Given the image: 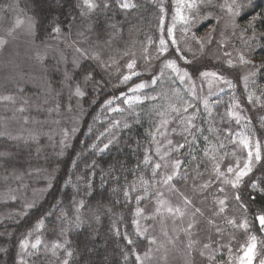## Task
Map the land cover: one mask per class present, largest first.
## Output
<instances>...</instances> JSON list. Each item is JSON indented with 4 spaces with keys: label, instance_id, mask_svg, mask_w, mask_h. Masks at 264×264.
<instances>
[{
    "label": "trees",
    "instance_id": "16d2710c",
    "mask_svg": "<svg viewBox=\"0 0 264 264\" xmlns=\"http://www.w3.org/2000/svg\"><path fill=\"white\" fill-rule=\"evenodd\" d=\"M167 1L164 8L168 10L165 14L168 22L171 9L169 0ZM96 2L100 6L92 11L83 7V0H16L15 2L20 13L26 18L27 16L33 18L36 24L34 41L38 42L37 44L56 48L55 54L59 56L61 54L64 56L62 59L68 61L72 57L71 50L74 48L79 47L87 53L88 58L77 52L79 67L70 65V68L68 66L65 70L72 74V80L77 83H83L84 75L92 71L93 79L90 81L94 86L88 84L87 96L80 104L82 107H88V112L65 156L56 160L58 172L46 195L34 207L27 210L21 219L18 217L0 222V264H14L18 241L26 236L28 231H32L42 218L44 227L41 230L61 233L62 228L67 229L65 234L67 243L59 254L62 261L67 258L69 264H136L132 249L135 248L136 251L143 253L149 244L146 236L141 237L136 233V225L133 224V220L136 219L135 209L137 206L145 208L155 199L162 185L158 181L168 172V167H162L159 170L160 175L153 179L152 165L143 163L145 154L152 157L153 163L159 162L162 165L173 158L182 161L181 177L173 180L175 185L187 181L194 183L197 182L194 178L205 176L209 172L212 174L211 155H216L218 159L223 156L224 159L221 161L223 164L228 155L230 156L231 146L224 144V147L220 148L222 142H218L223 139L226 141V135L221 133L219 124L222 122L224 128L232 127L227 117L225 93L210 102L207 117L201 116L198 122L194 121L196 127L193 133L188 135L193 138L189 145L176 153L170 151L171 148L159 147L160 153H169L164 160H160V156L156 154L158 146L149 133H155L157 123L163 117L160 113L169 109L166 106V99L178 96L177 102L180 107L179 101L185 97L183 92L176 90L178 87L172 81L164 85L161 94L160 86H155L153 91L159 93L156 99H146L130 108L121 105L123 108L121 113H110L106 107H103L109 98L119 99V94L125 93V89L134 85L140 78H134L132 82L123 85L114 77L108 81L101 69V64L105 62L104 55L96 52V47L104 44L113 46L124 56L125 50L121 49V46L126 40L120 33L126 34L132 28H136L135 31L138 32L139 28V37L145 44V50H140L139 53L142 58L153 62L168 57L177 59V56L170 50L161 58L157 57L156 44L161 12L150 0H133L136 7L130 9H122L118 0H96ZM106 2L108 7H104ZM228 2L230 3L231 0ZM223 3L224 0H214L211 8L205 7V11L211 12V15L207 20L205 19V23L200 24L199 32L203 28L213 27L211 40L224 53L231 54L228 56L229 59L236 63L233 57L236 58L237 54L243 53L246 59L254 61L255 66L260 68L252 77L247 92L252 95V102H249L243 91L237 92L241 111L245 109L248 114L249 139L261 142L262 157L258 162L260 167L250 173L239 190L251 222L258 225L259 222L255 217L264 214V68H261V65H264V0H237L241 5L240 14L235 17L238 26L230 31L224 26L225 21L231 22V17L227 16L226 10L221 9L220 5ZM8 4L9 0H0V10L3 9V14ZM248 19L253 23L252 28H248V24L244 25ZM167 22H164L163 33L167 28ZM57 24L61 27L59 35L52 32V28ZM59 41L62 44L54 43ZM97 54L100 60L90 58ZM220 65L222 64H218ZM211 67L216 68V65L212 66L208 60L198 66V71L209 70ZM72 83L73 81L69 84ZM55 86H59L58 83ZM56 89L58 94H63L60 93L61 87ZM25 91L22 90L23 93ZM33 92L26 93L28 99L39 98V95L36 96ZM94 97H96L94 104L90 105L88 100L91 101ZM257 97L260 99L257 100ZM67 99L68 103L75 102L72 98L67 97ZM120 101L121 98L117 103ZM77 103L76 99L75 104ZM7 115L5 112H0V127ZM20 116L21 114H16L15 117L20 120ZM115 119L118 124L117 121L114 122ZM29 122L34 124L33 120ZM205 137L208 139L205 140ZM25 140L27 138L22 137L14 145L0 137V152L9 154L0 157V171L7 172V163L11 160L14 146L17 145L20 146L16 149L22 150L20 154L14 156L17 172L29 164L32 155ZM105 144H108L107 148L104 147ZM205 150L209 151V156H205ZM185 172L187 179L182 178ZM197 172L202 175L198 176ZM141 176L150 180V185H142L139 179ZM253 184L256 186L253 187ZM133 185L135 191L132 190ZM145 187L148 188L147 194L144 191ZM125 190L129 192L128 197L124 195ZM137 195H146V199L141 200L139 205L135 200ZM81 200L84 201L83 207H79ZM240 203L241 201L238 205L242 206ZM12 205L19 209L17 204L6 202L0 204V211L15 210ZM237 208L241 211L237 212V218H240L244 208L243 206L242 210L240 207ZM63 213H67V221L63 218ZM77 216L81 221L78 226L69 223L75 221ZM125 234L133 240V244L127 243ZM66 250L72 251L73 255L67 257ZM126 254L127 259H125Z\"/></svg>",
    "mask_w": 264,
    "mask_h": 264
},
{
    "label": "rangeland",
    "instance_id": "374dc122",
    "mask_svg": "<svg viewBox=\"0 0 264 264\" xmlns=\"http://www.w3.org/2000/svg\"><path fill=\"white\" fill-rule=\"evenodd\" d=\"M150 1L153 5L159 7L158 10L160 12L161 8L164 9V11L160 13V19L161 16H163L164 22H167L165 14L168 10L164 7L168 1ZM15 2L16 0H9V4L6 7L4 14L2 13L3 9L0 10V35H6V29L14 24L16 18L19 17L26 19V16L19 12ZM131 2L133 3V0H131ZM169 5L171 10L170 19L167 22V28L173 23V16L175 15L177 6L176 0H169ZM205 7L206 6L201 8L199 14L193 13V15H195V20L189 25L190 31L187 34H184L182 31L184 25L180 23L176 24L174 34L179 41L178 46L182 50L180 53L176 52L177 46L171 44L170 38L167 35V28L165 29V33H160V25L159 33L157 35V57L159 56V58H161L162 56L158 52V47L159 39L163 35L164 39L168 41V50L164 54L169 53L170 50L172 53L174 52L179 61V63L177 61V64L191 74L195 82V95H192L189 91L191 85L188 81L181 83L176 73L171 69L164 67L165 61L168 59H174L173 57H168L167 59L163 58L162 60L153 62H148L146 58L141 57V54L139 53L140 50H145V44H143V40L141 41V38L139 37V28L138 32L135 31L136 28H132L129 29L126 34H123L125 32L120 33V35L126 40L121 46V49L125 50L124 56L121 55L118 49L113 48V46L109 47L105 44L96 47L95 51L104 55L105 62L103 65L101 64V69H103V73L106 74V79L108 81L111 77H114L123 85L132 82L134 78H140L138 82L134 83V85L125 89V93L119 94L118 98H121L120 103H117L119 100L117 98H109L104 103L103 107H106L110 113H121L123 112L122 106L130 108L135 104L149 99V97L157 98L159 93L153 91L155 86H160L159 92L161 94L164 85L167 83L169 84L170 81L178 87L176 88L177 91L179 90V92H183L185 95L184 98L181 96L183 99L179 101L181 103L180 107L177 102L178 96L166 99L167 107L170 104L177 105V107L181 109V113L178 116L176 113L166 109L167 111L164 112L165 115L157 123L158 126L163 119L169 120V123L161 128V132H163L164 135H156V143L158 142V147H165V149H167V147L171 148L172 146L167 143L168 140H172L173 145L184 144V147L187 144L189 145V143L193 141V138L192 136L188 137V135L193 133L194 128L190 129L191 134L185 132L184 128L187 125L183 122L184 119L193 117L194 123L195 120L198 122L201 116L207 117L210 102L219 96L221 97V94L225 93L227 111L229 112V110H231L233 113H237L241 117L239 123H237L235 116L227 115L229 125L232 123V127L224 128L222 122L219 124L221 133L226 135V141L223 139L218 140V142L221 141L223 145L228 144L231 146L230 156L228 155L224 164L221 162V171L226 172V166L229 163L235 165L236 161L239 160L242 166L247 158L248 149H244L243 146L239 144V140L243 136L249 138L247 134V124L249 122L248 114L245 109L241 111V104L239 103L237 92L238 90L243 91V94H246L247 97H249L250 94L247 92L253 78L251 76L249 77L247 87H245L243 77L248 75L250 70H253L255 62L251 60L252 64L241 66L238 59L240 54H237L236 58L233 57L236 61V63H234L236 66L229 67L227 64V61L229 60L228 56H225V53L220 47L211 40L212 36H208V34L212 32L213 27L209 26L205 29L203 28V30L199 32L200 24L205 23V19L207 20L209 17L208 13L205 11ZM185 14L187 15L188 13L185 12ZM227 16L229 15L227 14ZM249 20L250 19H248L244 25L249 24ZM224 26L229 31L230 29L235 28L232 26V22L228 21H225ZM236 26L238 25L236 24ZM242 26L243 25H241V27ZM131 30H134L135 32H132ZM193 33H195L197 40H204L202 51L197 40L191 38ZM7 39L9 41L8 44L3 48H0V95H14L16 97V104L12 105L7 102L0 103V112L8 114L4 123L1 124L0 132L6 131L10 133L11 136L27 138L25 141L32 158L30 157L31 160L29 161V164L27 166L25 165L26 168L23 166L19 172H17L14 156L20 154L22 150L16 149L20 145L14 146L15 149H13L14 152L11 160L7 163V172L0 171V204L13 202L14 204H17L19 208L17 210L16 207L12 205L15 210L11 212H8L7 209L6 211H0V222L7 219L13 220L18 217L21 219L26 214L27 210L32 208L26 207V205L31 204L34 207L46 195L58 172L59 167L56 165V160L65 156L66 151L74 141L76 134L80 131L82 122L88 112V107H82L80 105L81 100L87 96L86 89L88 86H94V83L91 81L77 83L74 80H70L65 82V72H67L65 68H68V66L70 68V65L75 66L78 61L75 48L71 50L72 57H70L68 61L67 59H62L64 56H61V54L60 56L55 54L56 51L54 49L56 48H52L49 45L37 44L38 42L34 41V37H29L23 29H18L14 34V38L7 37ZM209 39L211 40L210 43ZM54 43H57L58 45L62 44L60 41ZM169 45L171 46V49ZM37 53L43 57L42 62L37 59ZM181 55L190 60L191 63H185L184 60L179 59V56ZM132 60H135L136 62L135 68L132 71L137 72L138 75L132 76V78L126 83H122L123 76L130 74V70L126 65ZM208 60L212 66L216 65V68L211 67L209 70L198 71V66ZM218 64L222 65L218 66ZM203 71L217 72L218 74L223 75L227 80L232 82V86L217 82L209 87L207 80L199 77V72ZM70 75L72 76V74ZM154 78L157 80V83L155 84L152 83ZM71 81H73V83L69 84ZM56 83H58L59 86H55ZM140 83H144L146 86L135 92L130 91V89ZM76 84H79L81 89L85 92L83 97H76L73 95ZM69 85L72 86L71 89L69 88ZM56 87H61L62 89L60 93L63 92V94H58ZM23 89L26 90L25 93L21 91ZM28 91H34L36 96L39 95V98L33 100L28 99L26 95ZM134 96L141 97L140 101L129 100V98ZM67 97L72 98L75 102L77 99L78 103H68ZM95 98L96 97L91 99V101L88 100L90 105L92 103L94 104ZM205 99L208 101L207 108H205L204 105ZM25 100L28 101L26 105L24 104ZM125 100H129V102L125 103ZM108 101H111V103H108ZM185 102L193 105V107L188 108L187 112H183V107L186 106ZM57 105H59L58 109ZM20 106H24L26 111L23 113L16 112L15 109ZM50 109L52 111H49ZM16 114H21L19 117L21 121L18 118L16 119ZM23 117H28L29 121L33 120L34 124L32 122L25 124L23 122ZM116 121L117 120L115 119L114 122ZM65 132H67V135H65ZM3 139H6L8 143L12 142L14 145L19 142V140H12L6 137H3ZM250 142L253 146L255 145V141L250 140ZM174 152L176 153L177 151ZM30 153L28 154L27 159H29ZM233 153H235V155H233ZM164 154L162 152L160 153V155ZM176 158H178V155ZM164 159H166V156ZM175 160L173 158V160H167L165 162V164L168 165V172L171 171V166ZM258 164V162L253 161V170L260 167ZM226 175L229 179L234 178L232 174L226 173ZM248 176L244 177L241 184L235 189H233L231 185L222 184L220 180H217L214 172L212 174L209 172V174L205 176L194 178V181H197L194 183L187 181L180 185L176 184L175 187L179 189V192H172L167 186L161 185L155 199L144 208V214L151 216L154 213L156 201L158 199H165L173 204L180 203L182 200L180 193H183L184 196H187L192 200L195 207L200 208L204 213L203 216H200L199 214L196 215V220L199 221V223L197 228L193 230L196 233L193 238L198 239L201 243L196 246L197 250L192 252L191 257L187 255V252L184 249V244L178 242V246L175 249L168 246L169 251L167 253V260L160 259V257L165 254L164 250L161 249L160 252L153 253V260L150 264H189V261H192L193 264H239L237 257L243 255L242 245H245V243L249 241V237L252 235L256 236L257 244V255L254 264H259V261L264 259V232H261L260 228L256 227L258 225L251 222V218L247 214L248 209L242 200L240 201L244 208V213L242 217L237 218V212L240 211L237 207H240L242 210V206L238 205L239 201L234 199V195L237 192L239 193L240 188H242ZM209 180L212 181L211 187L202 190L199 186ZM220 187L224 188V192L218 191V188ZM158 193H163V195L160 196ZM225 197H227L226 210L223 213H219V205L216 201L218 199H224ZM165 215L167 216V214ZM209 219L213 221V224H208ZM230 219H235L237 224L247 220L249 224L248 231L228 224L227 220ZM140 224L143 228L148 229L147 233H145L147 239L151 236H155L158 241H163L165 239L161 231L163 228L164 230H167L170 235H178L180 241H183L184 243L187 242L185 234L179 231V229L184 227L185 224L178 219L174 223L171 218H166L162 224L159 216L155 219L140 218ZM174 228L176 229L175 233H173ZM217 228L221 230L219 233L216 231ZM35 229L36 227L32 231H28V233L32 232V236H28L27 233L26 236L18 241L14 264H22V261L26 262V264H61L62 260L59 256L61 249L56 250V256H52L51 252L45 253L43 248L39 255H29V253L34 251L31 249L30 244L34 242L36 236H40L41 240L48 246V248H51V245L54 242L65 243V235H61L58 231H44L41 229L36 231ZM232 237H235V239H231ZM25 239L29 241V248L27 250L21 248V242ZM203 243H209L210 248L204 250L205 255L201 256L199 250H202ZM151 247L155 249L156 245H152ZM229 248L231 251H229ZM210 255L215 256V260H210L208 258ZM145 264H149V262H145Z\"/></svg>",
    "mask_w": 264,
    "mask_h": 264
},
{
    "label": "snow or ice",
    "instance_id": "6c2138e0",
    "mask_svg": "<svg viewBox=\"0 0 264 264\" xmlns=\"http://www.w3.org/2000/svg\"><path fill=\"white\" fill-rule=\"evenodd\" d=\"M118 2H119V6L122 9H130V8L136 7V4L132 3L131 0H118ZM213 3H214V0H176V5H177L176 6V12H175V15L173 16L172 25L167 28V35L170 38L171 44L177 46L176 47L177 53H180L182 50L178 46L179 41L174 34V29L176 28V24L180 23V24L184 25V28L182 29V31L184 34H187L190 31L189 25L195 20V15H193V13L199 14L202 7L207 6V7L211 8L213 6ZM99 6L100 5L96 2V0H83V7L86 8L88 11H92V10L98 8ZM104 7H108L107 2L104 4ZM220 7H221V9L226 10L227 14L231 17L232 26L236 27L235 17L240 14L241 5L237 3V0H231L230 3L228 2V0H224V3L221 4ZM163 11H164V9L161 8V12H163ZM185 12H187L188 14L186 15ZM81 14L83 15L84 13L82 12ZM208 15H211V12H209ZM205 18H207V17H205ZM253 19H255V18H253ZM160 25H161V31L163 32V25H164L163 16H161ZM252 27H253V23H252V21H249L248 28H252ZM35 28H36V24H35L32 17H27L26 19H22L19 17L16 18L14 24L11 27L6 29V35H0V48H3L5 45L8 44L9 41H8L7 37H13L14 38V34L16 33V31L18 29H23V31L29 37H34L35 36V31H34ZM52 32L59 35L61 33V27L58 24L55 25L52 28ZM81 35H83V33H81ZM208 36L210 37L211 33H209ZM191 38L193 40H197L195 33L192 34ZM197 42L200 44L201 51H202L203 47H204V40L199 39V40H197ZM210 42H211V40L209 39V43ZM167 50H168V41H166L162 35L159 39L158 52L161 55H163L165 52H167ZM75 51L78 53H82V55H84L86 58H88L87 53L83 49L77 47V48H75ZM224 55L230 56L231 54L228 52H225ZM90 58L100 60V57L98 54L93 56V57H90ZM37 59L40 60L41 62L43 61V57H41L39 55V53H37ZM179 59L184 60L185 63H189V64L191 63V61L188 60L183 55L179 56ZM238 59H239V64L241 66L252 64V61L250 59H246V57L243 53H241L239 55ZM135 63H136L135 60H132L129 63H127L126 67L130 70V74L123 76L122 81H121L122 83H126L128 80H130L132 78V76L138 75L137 72L132 71L135 68ZM227 64L229 65V67H235L236 66L231 59H229L227 61ZM76 67H79V64H76ZM164 67L171 69L174 73H176V75L179 78V80L181 81V83L188 81L191 85V87L189 88V91L192 93V95H195V82H194L191 74L186 69L181 68L177 64L176 59L166 60L164 63ZM261 68H264V65H261ZM259 70H260V68H257L255 65H253V70H250L248 75L243 77V79L245 81V87H247V81H248L249 77L250 76L254 77L257 74V71H259ZM199 77L207 80L209 87H211L214 83H217V82L225 83V84H228L229 86H232V82L230 80H227L223 75H220L217 72H209V71L199 72ZM72 78L73 77L68 72H65V82L72 80ZM209 78H211V79H209ZM92 79H93V73H92V71H88L84 75V81L88 82ZM152 83L153 84L157 83V80L154 78L152 80ZM145 86L146 85L144 83H140V84L135 85L134 88L130 89V91L135 92V91H138L139 89H143ZM71 87L72 86L69 85L70 89H71ZM73 95H75L76 97H83L85 95V92L81 89L79 84H76ZM248 98H249V102H252V95L251 94L249 95ZM140 99H141V97H139V96H134V97L129 98V100H132V101H140ZM149 99H156V97H149ZM256 99L259 100L260 98L257 97ZM129 100H125V103H128ZM5 102L10 103L12 105H15L16 104V97L12 94L0 95V103H5ZM27 103H28V101L25 100L24 104L26 105ZM108 103H111V101H108ZM204 105H205V108H207L208 101L206 99L204 100ZM58 107H59V105H57V109H58ZM168 107H169L171 112L176 113L178 116L180 115L181 109L179 107H177L174 104H170ZM190 107H193V105L186 103V106L183 107V112H187L188 108H190ZM114 110H116V109H114ZM15 111L19 112V113H23L26 111V108L24 106H20V107L16 108ZM49 111H52V110L50 109ZM160 115L164 116L165 113L161 112ZM228 115L229 116H235L237 123H239V121L241 119L239 114L233 113L231 110H229ZM23 122L25 124H27L29 122L28 117H23ZM183 122L187 125L184 128V131L189 132V134H191L190 129L196 127L195 124L193 123V117L185 118ZM116 123L118 124L119 122L117 121ZM168 123H169L168 119H163L160 122V124L157 126L156 132L155 133H149L152 136V140L154 142H156V135L157 134L164 135V133L161 132V128L164 127L165 125H167ZM125 126L127 127V125H125ZM73 131H74V129H73ZM65 135H67V132H65ZM0 136L6 137V138L12 139V140H20L21 139V137H19V136H11L10 133H8L6 131L0 132ZM207 139L208 138L205 137V140H207ZM109 143H111V141H109ZM167 143H168V145L172 146L170 151H179V149L184 147V144L173 145L172 140H168ZM239 144L242 145L244 149H248L247 158L244 161L242 166H241L240 161L237 160L235 165L229 163L226 166V172L221 171V161L224 159V157L221 156L218 159L216 155H214V154L211 155V159L213 161L212 170L215 174L216 179L220 180L222 184L231 185V187L233 189L238 188V186L243 181V178L248 176L253 171V161L259 162L261 160V142L260 141H256L255 145L253 146L251 144L249 138L247 136H243L239 140ZM104 147L107 148L108 144H105ZM219 147L223 148L224 147L223 143H221L219 145ZM156 154L158 156H160V160H164V157L166 155H168L169 153L165 152L164 155H160V148L157 147L156 148ZM204 154H205V156L210 155L208 150H205ZM7 155H9V154L6 152H0V157H6ZM225 155H227V154H225ZM233 155H235V153H233ZM143 163L145 165H152L151 176L153 179H155L158 175H160L159 170L162 167H164V168L168 167L167 164L162 165L159 162L153 163L152 157L150 155H148L147 153L144 156ZM181 164H182V161H180L179 159L175 160L171 166V171L163 174L161 176L160 180L158 181L160 184L167 186L168 189L172 192H179V189H177L175 187V184H173L172 182L175 178L181 177V172H180ZM197 167H199V166H197ZM226 173L232 174L234 178L229 179L227 177ZM197 175L198 176L202 175V173L197 172ZM182 178L187 179V173L186 172L183 174ZM139 179L141 180L142 185H144V186L150 185V180L145 179L143 176H141ZM211 185H212V181L209 180V181H206L205 183L201 184L199 187L202 190H206L207 188L211 187ZM255 186L256 185L253 184V187H255ZM132 190L133 191L136 190L135 185L132 186ZM144 191H145V194H147L148 188L145 187ZM218 191L224 192V188L220 187V188H218ZM124 195L126 197H128L129 192L127 190H125ZM158 195L162 196L163 193H158ZM180 196L182 197V200L178 204H173L170 201L165 200V199H158L156 201L155 211L151 216L144 214L145 213L144 208L139 207V206L136 207L135 213H134L136 219L133 220V224L136 225V233L139 236L144 237L145 233H147V231H148L147 228H143L141 226L140 218L155 219L157 216H159L162 224L166 218H171L174 223L177 219L180 220L182 223H184L185 226L180 228L179 231H181L185 234L186 241H187L186 243H184L183 241H180V238L178 235H175V234L170 235L167 230H164L162 228L161 231H162L163 236L165 237V239L163 241H158L155 236H151L150 238H148L149 247L143 253L136 251L135 248L132 249V255L135 256L136 264H145V262H149V264H150V262L153 260V253L154 252L158 253L161 251V249L164 250L165 254L163 256H161L160 259L166 261L167 260V253L169 251L168 246H171L172 249H175L178 246V242L181 244H184V249L186 250L187 255L189 257H191L192 252L194 250H197L196 246L198 244H200L201 242L198 239L193 238L196 235V233L193 230L197 228V225L199 223V221L196 220V215L199 214L200 216H203L204 213L201 211L200 208L195 207L193 205L192 200L190 198H188L187 196H184L183 193H180ZM143 199H146V195L145 196L137 195L135 197L137 205H139L140 201ZM234 199L237 201L241 200V196L238 192L234 195ZM226 200H227V197H225L224 199H218L216 201L217 204L219 205V213L225 212L226 207H227ZM83 206H84V201L83 200L79 201V207H83ZM26 207L30 208V207H33V205L28 204V205H26ZM165 214H167V216ZM214 214H218V213H214ZM62 215H63V218L67 221V213H63ZM255 219L259 222L260 231L264 232V214L257 215L255 217ZM80 222L81 221H80L79 216L76 217L75 221H69V223H74L77 226L79 225ZM227 223L234 225L236 227L242 228L245 231H248V229H249V224H248L247 220H244L242 223L237 224L235 219H230V220H227ZM208 224H210V225L213 224V221L211 219H209ZM43 227H44V219L42 218L37 222L35 230L38 231V230L42 229ZM66 231H67L66 228H62L60 234L65 235ZM216 231L219 233L221 230L219 228H217ZM175 232H176V229L174 228L173 233H175ZM28 236H32V232H29ZM124 238L127 240V243L129 245L133 244V240L130 239L127 236V234H125ZM231 239H235V237H232ZM66 243H67V241H65V243L54 242L51 245V248H48V246L41 240L40 236H36L34 242H32L30 244L31 249H33L34 251L29 253V255H39L41 249L43 248L45 253L51 252L52 256H56V250L57 249H64ZM152 245H156V248L153 249L151 247ZM21 248H23L25 250H27L29 248V241L27 239H25L21 242ZM209 248H210L209 243H203L202 250H199V254L201 256H204L205 255L204 250L209 249ZM242 249H243V255L237 257L239 264H254V261L256 259V255H257L256 236L255 235L250 236L249 241L246 242L245 245H242ZM229 251H231L230 248H229ZM72 255H73L72 251L66 250V256L67 257H71ZM208 258L210 260H215V256H212V255H210ZM125 259H127V254L125 255ZM22 264H26V262L22 261ZM61 264H69L68 259L65 258L63 261H61ZM189 264H193V262L189 261ZM259 264H264V259L260 260Z\"/></svg>",
    "mask_w": 264,
    "mask_h": 264
},
{
    "label": "water",
    "instance_id": "95a60500",
    "mask_svg": "<svg viewBox=\"0 0 264 264\" xmlns=\"http://www.w3.org/2000/svg\"><path fill=\"white\" fill-rule=\"evenodd\" d=\"M258 226H259V224H258ZM260 227V226H259Z\"/></svg>",
    "mask_w": 264,
    "mask_h": 264
}]
</instances>
